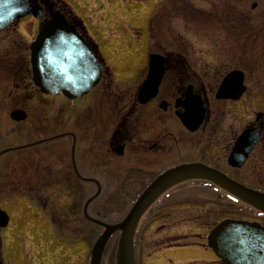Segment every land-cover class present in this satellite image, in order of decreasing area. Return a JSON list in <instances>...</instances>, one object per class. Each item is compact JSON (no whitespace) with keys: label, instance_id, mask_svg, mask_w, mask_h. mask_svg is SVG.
Masks as SVG:
<instances>
[{"label":"rangeland","instance_id":"rangeland-1","mask_svg":"<svg viewBox=\"0 0 264 264\" xmlns=\"http://www.w3.org/2000/svg\"><path fill=\"white\" fill-rule=\"evenodd\" d=\"M62 1L83 18L90 37L105 58L103 63L107 71L106 77L112 78L118 94L128 93V97L134 93L130 90L141 83L149 54L158 53L168 57L182 54L186 56L194 72L204 78L205 83L213 89L229 71L237 69L246 72L248 95L236 105L218 103L213 95H208L211 113H217L218 116L217 120L213 118L216 122L212 119V126L230 128L231 134L228 135L235 137L247 126L254 124L257 115L264 114V97L262 99L258 92L261 87H257L261 82L264 83V78L262 72L255 67V64L259 65V59L264 57V0H188V3H193L192 7L197 9L194 12L197 13L190 9L185 0H95L91 5L98 7L100 11L98 15L94 12L91 16L88 15L91 9L84 5V0ZM88 3L90 4L89 1ZM230 14L247 16L248 21L243 22L241 27L245 30L243 35H240L242 32H238L239 30L226 31L229 29L227 18ZM152 19H155V27L151 36ZM18 41L22 50H26L22 55L29 58L28 47L32 35L25 34ZM16 55L18 53L7 56L9 60L15 61L13 58ZM3 73L6 74L5 71ZM106 85L104 83L103 87ZM3 88L6 89L2 84L0 89ZM103 92L100 88L95 94L102 95ZM33 93L34 91L31 92L32 95ZM33 98L27 105V110H34L39 121L44 122L43 132L51 133L50 136L62 134L67 129L66 119L63 117L64 110L67 109L66 99L40 93L33 95ZM105 104V101L97 102L99 107H104ZM10 108L11 105L5 102L4 94L0 92V138L6 146L24 143L25 140L20 139V136L21 133H27L24 126L11 123L7 115ZM152 110V107L149 108V111ZM160 115L161 112L156 110L150 123L152 130L153 125H160ZM165 126L175 127L171 121ZM196 138L180 145L178 163L205 160L212 166L221 168L236 181L255 187L250 170L255 165L257 152L243 170L234 171L227 165L230 152L227 145L231 143L230 139H216L210 148L206 141L199 143ZM207 147L209 150L203 155L202 151ZM68 149L69 142L59 139L0 159V206L11 212L13 224L19 225L13 234L17 237L16 241L9 238L6 244L9 243L10 246H5L2 251L5 264H90L92 247L102 229L84 219L83 208L87 200L96 194V187L83 184V187H74L69 192L65 186H54L55 176L42 181L43 174L50 165L51 152H55L57 156L61 154L62 157L61 162L58 160L53 164L57 177L66 168L64 164L67 163L65 158ZM36 152L37 158L33 161L31 154ZM105 156L103 152V157ZM111 160L106 159V166L110 163V168L102 175L100 183L103 190L90 205L89 214L93 218L101 217L106 223H117L124 219L136 197L134 192L129 191L132 181H123L122 184V179L118 178L119 182L115 179L118 171L116 166L119 165L120 169L122 165L121 169H127V161ZM175 162L176 158L162 162L159 169L152 173L170 168ZM35 167H39L40 178L34 177ZM28 179H34L30 183L36 179L41 180L38 185L41 187L40 197L35 200L46 208L40 210L33 206L27 213L11 206L19 203L16 197L22 193V184L27 183ZM141 181L140 184L146 182L145 179ZM2 185L4 190H1ZM11 185L13 188H10ZM33 185L34 183L31 184ZM124 185L128 188L119 191ZM259 189L264 191V185ZM233 203L222 192L208 186L191 184L174 190L142 219L135 249L137 263L220 264L213 250L206 246L207 235L226 219L248 220L251 217L243 207ZM261 221L264 223V218ZM185 240L194 243L185 245ZM118 241L119 235H116L107 247L102 264H116Z\"/></svg>","mask_w":264,"mask_h":264},{"label":"flooded vegetation","instance_id":"flooded-vegetation-1","mask_svg":"<svg viewBox=\"0 0 264 264\" xmlns=\"http://www.w3.org/2000/svg\"><path fill=\"white\" fill-rule=\"evenodd\" d=\"M21 1L26 3L30 13L21 19L14 20L0 32V86L3 84L6 88L0 89V92L4 94L5 102L11 105L9 112L7 113L11 123L17 126H24L27 133H21L20 136V139L25 140L24 143H19L13 146H6L2 144V139L0 138V144H2V146H0L1 160L8 155L20 153L22 151L24 152L41 144L51 142L49 140L54 137L56 140L63 139L69 142V149L67 151L68 154H66L65 158L67 163L65 162L64 164L66 168L56 177L53 170V164H55L58 160L61 162L62 157L61 154L57 156L55 152H51L50 165L43 174V182L46 181L45 178L49 179L55 176L54 186H65V189L70 192L74 187H83V184H88L89 180H92L93 182L89 184L94 185L97 192L98 183L101 188V195L103 189L100 181L103 179L102 175L105 170L110 168V163L109 166H106L108 163L106 162V159H112L111 162H115L116 160H122L123 162L127 161L125 162L129 164L127 169H121L122 165L119 169L120 166L117 164L118 166H116V168L118 171L117 174H115V179L116 181H118V178L122 179V184L123 181H132V186L129 188V191L134 192V196L136 197L134 203L138 200L137 198L142 196V193L150 184L154 182L156 178L172 168L184 164L201 163L224 172L221 168H218L215 165L212 166L205 160L198 162L182 161L178 163V158L181 154L180 145L183 146L189 141V139L196 137L198 138L199 143L206 141V144L210 148L212 147L211 144L215 143L216 139L223 137L225 140L230 139L231 143L227 146L230 147V152H232L235 144L234 142H236L242 132L238 136L231 137L228 135L231 134L229 131L230 128L211 125L212 119L214 118L217 120L216 117L218 116L217 113L214 115L211 113V106L209 103L210 99H208V95H213L215 97V92L218 88L213 89L212 86L207 85L205 83L206 80L196 74L191 67L186 68L181 64H171L165 57L164 78L160 84L158 94L154 99L149 101L147 104H141L139 102L140 90L142 87L141 85H143L148 76L149 65L147 64L143 71L144 75H142L143 79L141 83L137 84L130 90V92L134 91V93L130 94L128 97L126 96L128 93L125 95L118 94L116 87H114L115 85L112 78L106 77L107 71L104 68L102 55H100L97 51L96 45L90 37L88 30L83 26L81 20L79 19V15H77L71 7H69L62 0ZM33 10H35L36 13H34ZM92 11L93 10H91V12ZM55 12H60L68 23L75 26L78 29V32L86 39L87 42H89L96 60L103 67V76L101 77L102 79L99 85L87 96L77 100L66 99L67 109L64 110L65 115L63 117L66 119L67 129L62 134L50 136L51 133L46 131L43 132V128L45 127L44 122L39 121V117L34 110H27V105L30 104L33 95H36L39 92L33 84V76L30 65V47L34 39L38 36L42 25L50 21L51 14ZM36 14H39L40 16L37 17L35 16ZM227 20L229 29L226 31L236 32V30H239L238 32H242L240 35L245 33V30L243 31L241 27H243V22L245 23L248 21L247 16L230 14ZM152 25L153 24L151 22V29ZM25 34L28 36L32 35V41L28 47V51L30 52L29 58L22 55L26 50H22L18 41V39L20 40V37H25ZM24 48H26V46ZM14 53H18V55L13 58V60H16H9L7 55ZM19 55H21V58ZM4 71L6 74L3 73ZM104 83L107 84L106 87H103ZM100 88L104 90L103 94H95V91ZM32 91H34L33 95L31 94ZM188 91H190V94L194 97H201L208 107L207 122L204 123L199 131L195 133H189V131L181 125L182 123L178 117L180 113L184 112L183 108L178 107V105L185 102ZM125 96L127 98H125ZM99 100L106 102L104 107H99L97 105ZM162 103L167 104L165 109L161 107ZM219 103L232 104L231 102ZM151 107L153 108L152 112L149 111V108ZM17 110H21L26 113L27 117L25 121L16 122L12 120L11 114ZM156 110L157 112H161V119L159 120L160 125H153L154 129L152 130L150 123L151 120L154 119ZM1 112L2 111H0V113ZM214 119L213 122H216ZM53 121L56 122V119ZM169 121H171L175 127L165 126L166 123H169ZM53 124L56 125V123ZM262 126H264V114H261L259 119L257 118V122L255 124L247 126L245 129L255 127L260 128ZM261 131L262 136H264V129ZM34 133L38 136H29L30 134L34 135ZM224 134L225 136H223ZM38 142L41 143H39V145H34ZM208 147L206 149L204 148L202 151L203 155L207 150H209ZM103 152L108 158L106 156L103 157ZM35 155L37 156V152L31 154L33 161L37 158ZM17 157L19 159V156ZM172 158L177 159V162H175L174 165H171L172 167L161 170L155 174L152 173L156 169H159V164ZM112 164L113 163H111V165ZM34 172V177L40 178L41 173L39 171V167H35ZM127 174L128 177H126ZM87 175L92 177L88 178ZM144 179L146 182L144 184H140L142 182L141 180ZM30 180L34 179H28L27 183L24 182L22 184V193L16 197L19 203L17 205H11L13 208L16 207V210L19 209L23 212L27 211V213L33 206L40 210L44 209V207L46 208V206H41V203L39 204L35 200L40 197L38 195L41 187L38 185L41 180L36 179L33 181V186H31L33 183H30ZM1 181L3 182V180ZM45 184V186H47V182ZM7 186H9V184H7ZM48 187H50V185ZM125 187L126 189L128 188L127 185H124L123 188L119 189V191H125ZM179 187L181 186L175 187L171 192ZM10 188H13V185H11ZM1 190H4L3 185ZM170 193L162 196V198L168 197ZM162 198L150 208L148 213L152 212L155 207H157ZM173 208L176 207L173 206ZM0 210L6 212L10 217L8 227L3 229L0 228V264H5L2 251L5 246H10L9 243L6 244V241H9V238L11 241H16L17 237L13 234L16 233L15 230L19 228V225L13 224V215L11 212L1 206ZM261 219H259L258 222L264 226ZM10 235H13L14 238L9 237ZM137 239L136 235L135 240L137 241Z\"/></svg>","mask_w":264,"mask_h":264},{"label":"water","instance_id":"water-1","mask_svg":"<svg viewBox=\"0 0 264 264\" xmlns=\"http://www.w3.org/2000/svg\"><path fill=\"white\" fill-rule=\"evenodd\" d=\"M33 12L36 13L35 10ZM29 13V8L21 0H0V32L14 20L21 19ZM50 17V21L43 24L31 45L33 83L44 95H63L69 100H76L88 95L98 86L103 74L102 66L95 59L90 44L75 26L69 25L60 12H55ZM164 64L163 56L151 54L149 73L141 85L139 96L141 104H147L157 96L165 74ZM221 82L215 96L218 102L239 101L247 91L245 75L241 71L229 73ZM190 93L188 91L185 102L178 105L184 109L178 117L189 133H195L205 122L208 112L203 99ZM166 106V103H162L161 107L165 109ZM26 117V113L21 110L11 114L12 120L16 122L25 121ZM261 136L260 129L244 130L235 142L228 165L234 169H243L252 151L259 144ZM191 181L211 183L241 204L264 214L263 192L250 189L216 169L196 163L184 164L164 172L147 187L121 223L110 225L91 218L88 213L90 204L101 192L97 183V194L89 199L84 207L85 218L104 228L93 246L91 264H102L109 240L118 232L120 239L117 264H138L135 260L134 239L141 220L163 195L176 186ZM9 220L8 214L0 210V228H7ZM207 246L213 250L222 264H264V227L258 223L228 219L210 232Z\"/></svg>","mask_w":264,"mask_h":264},{"label":"trees","instance_id":"trees-1","mask_svg":"<svg viewBox=\"0 0 264 264\" xmlns=\"http://www.w3.org/2000/svg\"><path fill=\"white\" fill-rule=\"evenodd\" d=\"M187 1L188 0H185V2L188 4ZM154 23H155V19L152 22L153 25H152L151 31L155 27ZM259 60H260L259 65L255 64V67L262 72V74H263L262 77L264 78V57L259 59ZM168 61L171 64L176 63V64H181V65L185 66L186 68L190 67V64L188 63L189 61L187 60L186 56H184L182 54H172L168 58ZM262 80H264V79H262ZM259 86L261 88L258 89V92L260 94H263V92H264V83L261 82L259 85H257V87H259ZM256 152H257V154H256L257 158H256V161L254 163L255 165L251 167L250 173L252 174L251 176L253 178V180H252L253 184H256L255 187H253V188H257L258 187L257 189H259L261 186L264 185V136H263L261 144L259 146V150L256 151ZM203 185H205V184H203ZM208 187H210V186H208ZM250 187H252V186H250ZM230 202H232V201H230ZM241 207H243L244 210H246L248 213H250L251 217H255L256 215H260L259 213H257L256 211L246 207L245 205H242ZM193 243L194 242H190V241H186V240L183 242V244H185V245H190V244H193Z\"/></svg>","mask_w":264,"mask_h":264}]
</instances>
